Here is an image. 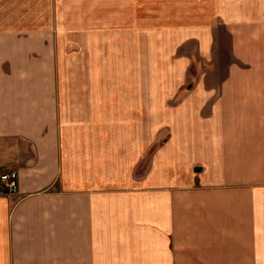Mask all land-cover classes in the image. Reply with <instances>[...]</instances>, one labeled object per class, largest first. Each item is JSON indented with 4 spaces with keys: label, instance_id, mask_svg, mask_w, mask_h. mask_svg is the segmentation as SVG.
<instances>
[{
    "label": "crops",
    "instance_id": "0c3cea01",
    "mask_svg": "<svg viewBox=\"0 0 264 264\" xmlns=\"http://www.w3.org/2000/svg\"><path fill=\"white\" fill-rule=\"evenodd\" d=\"M135 7L0 0V264H264V0Z\"/></svg>",
    "mask_w": 264,
    "mask_h": 264
},
{
    "label": "rangeland",
    "instance_id": "374dc122",
    "mask_svg": "<svg viewBox=\"0 0 264 264\" xmlns=\"http://www.w3.org/2000/svg\"><path fill=\"white\" fill-rule=\"evenodd\" d=\"M135 1L134 18L137 32L140 35L151 32L153 34L159 33L160 30L164 29L176 32L182 26L189 28L202 26V23L207 21V0Z\"/></svg>",
    "mask_w": 264,
    "mask_h": 264
},
{
    "label": "built area",
    "instance_id": "2783aa9c",
    "mask_svg": "<svg viewBox=\"0 0 264 264\" xmlns=\"http://www.w3.org/2000/svg\"><path fill=\"white\" fill-rule=\"evenodd\" d=\"M0 192L7 195L18 192L17 172L15 170L0 173Z\"/></svg>",
    "mask_w": 264,
    "mask_h": 264
}]
</instances>
